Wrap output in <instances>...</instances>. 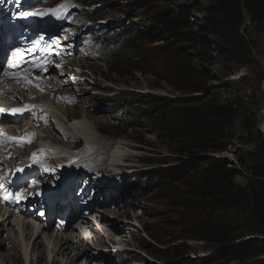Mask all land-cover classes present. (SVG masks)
Masks as SVG:
<instances>
[{
    "label": "rangeland",
    "instance_id": "1",
    "mask_svg": "<svg viewBox=\"0 0 264 264\" xmlns=\"http://www.w3.org/2000/svg\"><path fill=\"white\" fill-rule=\"evenodd\" d=\"M58 1L63 0H49L48 5ZM71 1V23L67 26L70 29L62 39L72 38L73 42L67 47L73 48V56L71 64L65 65L67 77L63 85L55 89H63L66 93L56 101V108L78 120L92 121L98 129V136L117 139L131 147L126 152L129 156L124 159L125 162L118 163L120 170L104 174V165L100 167V174L94 176L96 170L92 169L90 178L82 176L76 184L80 193H85L81 197L89 199L88 203L94 198L100 202L95 208L88 205L87 211H83L86 218L107 219L116 224L117 231L125 222L130 224V230L125 228L126 233L121 234L122 252L116 256L114 252L106 254L108 248L114 250L117 247L103 244L107 247L103 249L105 257L112 264H234L214 258V253L221 247L197 239L210 219L189 196V186L193 166L211 157L227 163L234 183L240 188L248 187L254 181V168L264 167V150L259 149L264 138L256 132L258 113L264 101V70L255 57L264 60V32L261 26L253 25L241 8V19L238 18L236 12L226 8L219 0ZM165 10L172 11L174 16H183L190 25L172 37L160 38L156 31L160 27L157 17ZM194 11H200V14ZM209 18L221 24L224 34L230 39L239 45L244 44L240 64L226 62L231 55L223 39L203 27L202 21ZM75 70L80 72L81 81H77ZM222 75L227 77L221 79ZM31 92L39 94L35 89ZM133 94H149L177 105L172 109L157 104L144 108V111L154 112V123L159 124L158 134L153 133L154 128L146 126L141 117L133 114L134 108L128 105ZM123 99H126L125 103ZM190 100L217 101L235 110L233 124L228 131L227 142L230 145L224 152L183 153L184 146L175 139L167 138L166 129L175 117V113L171 112L181 111ZM192 105L189 104V107ZM137 125L145 126L140 128ZM25 126L26 120L20 126H11V129ZM40 127L35 129V133L38 130L35 134L37 141L41 138L42 141H52L54 146L64 147L50 139L49 132L45 133ZM71 145L64 148L71 150ZM75 147L76 151L82 149V142L75 143ZM247 153L261 156L260 160L248 157ZM14 155L16 161L18 155ZM52 155L54 157H49L55 159L56 164L70 162L63 154L52 152ZM100 158L102 163L107 160L102 152ZM55 163L50 162L52 173L54 168L61 170ZM8 166V162H2L0 169ZM52 173L48 182H61V171L55 175ZM2 175L3 172H0ZM79 203L75 200L74 205H67V215L59 213V217L67 222L73 215V209L82 207ZM217 220L234 228L246 222L242 209L219 214ZM97 221L98 225L92 230L95 229L99 236L93 233L89 236L93 235L102 242L105 238L98 228L100 220ZM104 225L101 228H109ZM72 230L67 231L69 236ZM152 231H157L166 243L164 253L157 254V246L148 237V232ZM7 235L4 233L1 237L6 244L0 247V255L6 258L8 254L15 255L18 259L11 261L10 257L7 263L1 260L0 263L24 264L19 252L9 244ZM75 254L74 249V257ZM197 255L201 259H195ZM79 258L81 255L76 264H82ZM99 259L96 264H104L105 258ZM58 260L61 264L62 259L59 257ZM39 264L46 263L41 260Z\"/></svg>",
    "mask_w": 264,
    "mask_h": 264
},
{
    "label": "bare ground",
    "instance_id": "2",
    "mask_svg": "<svg viewBox=\"0 0 264 264\" xmlns=\"http://www.w3.org/2000/svg\"><path fill=\"white\" fill-rule=\"evenodd\" d=\"M62 4H65L66 7L60 9V11L56 12L55 15H52V11L58 9V7ZM72 7L73 3L71 0H63L51 7L45 5V7L42 8L44 11H40L38 16L46 18H38L48 21L49 23H58L59 25L64 24L65 22H63V17ZM63 28L64 27L62 26L60 29L63 30ZM69 41L70 40H68V42ZM71 59L72 58L70 54H68V52L65 53L64 59L60 61L64 68L61 71H58V78H56L55 76L52 79L46 78L42 81V83L50 82L48 84L52 85L53 87L50 89H46V92L44 93L40 92V94H36L34 92L35 94H30L25 92L27 91L25 89L26 86H23L22 89H13L3 86V84H5L7 81L0 82V93H2L0 94V97L1 99H4L1 102L8 103V101L10 100L9 103L12 106L8 113L9 117L4 118V124L0 120V128H4L3 131H7L18 140H21L23 138L30 139V142L28 141V144H15V146L17 147L13 148L12 144H6L5 146H8V148H4L10 151V157L6 158L5 156H2V162L5 163L15 160L16 156L14 154L16 153L18 156H20V158H18L17 156L15 161L18 162V169L24 162L28 163L26 162V158L30 154V152L37 150L35 153H31L32 161L35 164L34 169H36L39 161L41 162L43 158H50L49 156L46 157L49 151H53V153L55 152L61 155L63 154L65 155V157H67V161H70L71 164L70 162H66L65 164H58L64 167L65 172V180L64 184L62 185H65V187L66 185H72V188L76 187L77 189L75 191V198L78 199V197L83 194L85 195V193H80V188L75 185L77 184V180H80L82 176L85 175L86 177L88 176L90 178L89 173L92 174V169L96 170V174L99 172L101 173L102 169L100 167L104 165H106V170H103L104 174L120 170L118 163L125 162L124 159L129 156V154H126V152L131 150V147H128V145L125 144L123 141L117 139L110 140L109 138L98 136V129L95 128L92 121L89 122L87 119L85 121L78 120L73 115H70L68 112L64 113V111H59V109L56 108V101H58L59 97L63 96L66 93L63 91V89L62 91H58L55 89L58 88L60 85H63L62 83H64L65 78L67 77V72H65V65L71 64ZM43 72L45 77L48 74H57V71L52 69L51 66L44 67ZM77 76L81 77L80 75ZM33 78L34 76L32 75V80ZM10 83L13 84L14 87L17 86L16 82L13 83V80H11ZM26 83L27 82H22L20 84L26 85ZM262 91L264 93V81L262 83ZM49 93H53L54 97H52V94ZM3 94H6V96ZM10 96L12 98H17L8 99ZM31 105L38 110L35 112L36 117H38L36 119L32 118L29 119V121H26V126L21 129H11V126H17L19 123V119L15 118L18 113L16 115H13L12 110L25 109L24 111L27 112L30 110ZM25 106L28 107L26 108ZM59 116L61 118H59ZM259 116L263 118H257L256 132L264 138V101L258 113V117ZM48 117H50L49 120H47ZM63 118L65 119V121ZM45 124H47V127L45 126ZM37 126H41L40 128L44 130L45 133H47L48 131L50 135L48 137L52 139L55 143L60 144L64 147H70L69 145L72 144V148H70L71 150L65 149L64 147L54 146L52 141H42L41 138H39V141H37V137L35 136V134H38V130H36L35 133V129ZM28 127L30 129H27ZM44 135L47 136V134ZM3 136L4 134L0 133V139ZM74 141H76L75 143H77L78 141L82 142V149L76 151ZM72 151L75 152L72 153ZM101 152L102 154H105L107 156V160L104 163H102V160L100 158ZM34 154L35 159L33 158ZM85 169H88V171H86ZM58 173L59 172L56 170L52 174L55 175ZM19 185L20 183H18L16 181V178L13 177L12 187L13 189H15V191L19 190ZM62 190V188L61 190L59 189V193ZM16 201L18 200H16L14 196V198H9L8 200H6L5 204H1L3 208L0 207V247L5 246L4 244L6 243L5 241L3 242V240H1V237L4 233H7L9 244L12 246V249H15V251L19 252L21 258L20 260H22L24 264H39L41 260H43L46 264H58L59 257L60 260L62 259L60 262L61 264H76L78 260L77 258L80 255L89 257L88 252L92 250L91 248L97 249L99 251L107 249V247H103V244H108V247L110 248H115V246L117 247L114 250L108 248L106 254L114 252L116 256L118 253L122 252L123 244L120 241V239L122 238L121 234H125L126 229L130 230V224L127 225L128 223L126 224V222L124 225H121L120 230L117 231V229L114 227L116 224L112 223L111 221L103 219L101 217L100 219L94 218V220H92L90 218H86L87 216L84 215L85 213L81 212L77 214V218L83 222L82 224L85 228L83 231H79V233H77L75 230H72L73 232L70 236L68 234L67 236H61L58 234L54 237L53 233L51 234L44 230L40 231L38 226L30 227L29 221L27 220L26 216V219L24 217L21 218L20 215L13 217L15 213L13 211V208L15 207L14 202ZM91 201L93 202L88 203V205H91L92 208H95L96 205H99L100 203L95 201V198ZM24 205H32V203L27 202ZM85 211H87V209ZM27 215L30 216V218H32L33 216L28 212ZM97 220H100L99 227H97L100 228L101 234H103L105 238V240H102V242L98 241L93 235L89 236L92 233L94 235L96 234V237L99 236L97 235V233H95V229L92 230L94 227H96V225H98ZM36 222L37 224L40 223L39 220H37ZM103 224H105L104 227L107 226L109 228H101L103 227ZM94 238L95 242L93 240ZM74 249L76 250L75 257L73 256ZM106 254L98 252V254L96 255L98 257L105 258L104 264H112V261H109V258L105 257ZM7 256L9 257L6 258L4 257V255H0V260L7 263L8 258L10 257L11 261H16L15 259H18L15 255L11 256L8 254ZM89 259L90 257L88 258L86 263L89 262Z\"/></svg>",
    "mask_w": 264,
    "mask_h": 264
},
{
    "label": "trees",
    "instance_id": "3",
    "mask_svg": "<svg viewBox=\"0 0 264 264\" xmlns=\"http://www.w3.org/2000/svg\"><path fill=\"white\" fill-rule=\"evenodd\" d=\"M108 2V0H106ZM226 8L236 12L241 19L239 9L245 11L249 21L255 26H261L264 32V0H219ZM200 14V11H194ZM160 22L156 29L160 38H169L177 32L187 28L190 23L183 16H174L172 11L165 10L157 17ZM203 27L208 28L216 37L223 39L226 49L231 57L226 62L240 64L243 59L244 44L239 45L224 34L222 25L215 23L212 18L204 19ZM140 36V35H138ZM116 47V45H114ZM264 48V40H263ZM218 51V50H217ZM216 51V52H217ZM220 51V49H219ZM264 57V55H263ZM227 75H222L224 79ZM123 103L126 99H123ZM186 103L192 107H184L181 111L174 110L175 117L166 129L167 138L177 140L183 153L193 155L199 153L219 154L230 145L227 142L228 131L231 129L235 110L228 104L217 101L202 102L190 100ZM150 104H157L164 108H176L177 105L166 99H158L149 94H133L128 102L130 108H134L135 117L154 128L152 131L158 134V123H154L153 111H144ZM194 106V107H193ZM145 125H137L144 128ZM264 150V143L259 147ZM181 150V149H180ZM250 158H258L255 153H247ZM190 197L197 204L210 222L198 236L199 241L218 245L219 251L213 255L216 260H223L234 264H264V167L252 170L254 181L245 188H240L234 183V176L227 169V163L216 158H208L193 166ZM234 209H242L245 215V223L239 228L217 220V215L225 214ZM216 217V218H215ZM148 237L157 246V254L164 253L165 245L157 231L148 232ZM248 237L245 240H240ZM185 255V254H184ZM188 261V259H187Z\"/></svg>",
    "mask_w": 264,
    "mask_h": 264
},
{
    "label": "snow or ice",
    "instance_id": "4",
    "mask_svg": "<svg viewBox=\"0 0 264 264\" xmlns=\"http://www.w3.org/2000/svg\"><path fill=\"white\" fill-rule=\"evenodd\" d=\"M2 2H3V0H0V3H2ZM65 7H66V5L62 4V5H60L58 7V9L53 10L51 14L55 15L56 12L60 11V9H63ZM38 14L39 13H21L20 15H21V17H24L26 15H38ZM57 18H59V17H57ZM38 48H39V45L37 44V45H34L33 49H27V50H25V49H17V50H15L13 52V55L19 57L20 60H23L24 64H27L28 61L25 59V56H26L27 52L38 50ZM33 63H36V62L33 61ZM8 67L11 68L13 71L11 73L5 71L3 73L4 77H8L9 79L15 81L16 83H22V82H27V83H30V84L33 83L32 79L30 78L31 74L29 72L25 71V69H24V67H23V65L21 63L17 62V63H14V64H10V65H8ZM39 68L43 69L44 66L40 65ZM34 70H38V69H34ZM36 86L38 87L39 85H36ZM25 107L27 108L28 106H25ZM24 110L25 109H13L12 110V114L16 115L17 113H23ZM2 111L3 110L0 109V112H2ZM33 158L35 159V154H34ZM17 171L22 173L23 169H17ZM35 185H36V182L32 181V186H35ZM3 188H4V185L0 184V189H3ZM25 191H26V189L24 191H17L15 193V199L16 200L21 199L24 196ZM12 196H13V193L5 192L4 195H3V199L4 200H8Z\"/></svg>",
    "mask_w": 264,
    "mask_h": 264
},
{
    "label": "water",
    "instance_id": "5",
    "mask_svg": "<svg viewBox=\"0 0 264 264\" xmlns=\"http://www.w3.org/2000/svg\"><path fill=\"white\" fill-rule=\"evenodd\" d=\"M255 57L259 60L260 64H261V67L263 68L264 70V60L258 56L255 55ZM259 119H262L263 117L259 116L258 117Z\"/></svg>",
    "mask_w": 264,
    "mask_h": 264
},
{
    "label": "clouds",
    "instance_id": "6",
    "mask_svg": "<svg viewBox=\"0 0 264 264\" xmlns=\"http://www.w3.org/2000/svg\"><path fill=\"white\" fill-rule=\"evenodd\" d=\"M81 75V74H80ZM82 77V76H81ZM198 256V255H197ZM197 256L196 257H194L195 259H201V258H197Z\"/></svg>",
    "mask_w": 264,
    "mask_h": 264
}]
</instances>
